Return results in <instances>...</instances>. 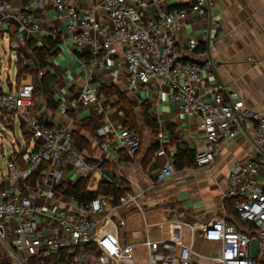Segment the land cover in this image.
I'll return each mask as SVG.
<instances>
[{"label": "built area", "instance_id": "obj_1", "mask_svg": "<svg viewBox=\"0 0 264 264\" xmlns=\"http://www.w3.org/2000/svg\"><path fill=\"white\" fill-rule=\"evenodd\" d=\"M50 1L58 16L66 20L74 49L89 50L87 62L78 60L80 69L86 74V85L73 92L67 104H58L55 112L67 120V125L57 129L41 119L42 107L35 101L32 84L25 83L0 94V125L6 134L12 133V125L17 126L18 137L22 139L19 145L25 149L19 156L22 167L15 163L17 158L11 153L6 171H0L7 182L6 187H0V264H46L66 249L83 247L93 250L87 253L80 250L58 264H121L127 249L119 245L116 233L100 232L101 221L107 210L126 206L139 208L136 197L125 193L117 205L111 207L109 197L99 196L78 206L60 192L76 182L62 180L67 167L72 169L73 179H88L93 170L85 155L73 148L71 121L67 117L80 106L88 107L96 102L98 88L90 85L93 76L96 70H110L112 58L119 52L130 93L149 91L153 85L166 86L168 101L175 105L177 112L198 118L206 146L194 154L197 168L210 165L218 148L227 146L246 125L252 126V141L258 150L250 160H235L229 164L224 193L237 219L249 226V230L239 231L223 221L213 233L217 249L212 257L201 256L193 250L195 229L192 226L191 243L187 245L145 239L148 264H156L158 258L164 264H194V259L208 264H264V191L257 181L258 171L264 176V153L259 151L264 147V113L245 108L239 94L228 91L221 83L205 90L208 100L198 95L197 84L202 73L215 69L210 57L214 38H204L203 46L197 42L186 46L187 52L204 58L201 65L184 60L176 44L186 14L204 18L213 9L212 3L209 0H96L97 8L104 10L109 22L103 25L96 20L97 8H79L82 0ZM173 1L184 4L191 1L190 8L173 7ZM2 5L3 0H0V30L14 25L22 34H27V38L8 42L15 60L30 36L42 30L29 12L8 15ZM44 35L52 39L57 37L54 31H46ZM109 128L104 122L102 131L106 134ZM24 137L29 138L28 142ZM116 138L119 147L129 156L139 149L138 137L125 128ZM173 173V164L166 162L156 180L168 179ZM58 196H64L71 208L50 209L47 201ZM110 223L114 228L124 226L121 219ZM200 232L208 234V225H203ZM252 241L256 242L254 255L250 253Z\"/></svg>", "mask_w": 264, "mask_h": 264}, {"label": "crops", "instance_id": "obj_2", "mask_svg": "<svg viewBox=\"0 0 264 264\" xmlns=\"http://www.w3.org/2000/svg\"><path fill=\"white\" fill-rule=\"evenodd\" d=\"M191 1L186 4L173 1L171 6L189 10ZM209 1L213 9L204 18L186 14L176 39L177 46L183 52V59L201 65L204 58L187 52L186 46L190 42L203 46L204 38H214L210 57L215 63V69L211 73H202L197 84L198 95L208 100L205 90L221 83L228 91L239 94L245 108L264 113V0ZM2 6L8 15H16L19 11L29 12L39 23L42 31L29 39L34 47L44 45L46 31H54L59 36L57 53L48 59V67L39 75L43 72L51 74L54 80L51 85L54 100L67 104L69 96L86 85V74L80 69L78 60H89L88 48L74 49L70 41L71 35L66 29V20L58 16L50 0H3ZM97 7L96 0H82L79 3L81 9ZM95 15L101 24H109L104 10L97 8ZM26 35V32L22 34L14 25L6 26L0 30V44L4 37L9 42L12 39L27 38ZM6 54L8 68L14 67V77L13 80L9 77L4 79V88L0 83V94L19 86L16 83V66L19 60L22 61V66L36 70L35 60L27 45L15 55V60L10 51ZM25 83L31 81L22 78L20 85ZM90 85L98 88L96 102L88 107L80 106L77 111L69 113L67 118L71 121L69 126L74 132L80 128L81 120L89 116L91 111H96L110 127L106 134L102 128L98 130L100 144L90 139V154L82 152L87 164L93 168L88 177L87 191L95 192L99 182L104 180L116 183L124 194L136 197L139 208L126 206L107 210L106 217L101 221L100 232L111 235L116 233L119 245L127 249L121 264H148L145 239L181 242L185 245L191 243L190 226L195 229L192 248L205 257L216 254L217 244L213 233L223 221L229 224L228 221H231V225L239 231L249 230V226L227 211L228 202L224 199V193L229 164L235 160H250L258 151L252 141V126L246 125L243 132L227 146H220L210 165L197 168L194 154L205 148V135L195 115L178 113L175 105L168 101L166 86L153 85L149 91L130 93L126 88L125 68L120 52L112 58L110 70H96ZM101 88L118 89L135 108L139 149L131 156L117 143V133L124 128V117L117 98L105 97L99 92ZM35 101L42 107L41 119L46 120L51 127L57 129L67 125V120L59 117L56 110L51 112L45 107L42 97ZM142 102L150 107L149 114L156 126L155 133L143 124L140 112ZM11 129V134L14 135L17 130L18 136V127L12 125ZM157 134L161 137L158 138ZM20 143L22 141L15 142L17 148L11 144L9 156L11 153L12 156H16L17 152L21 153ZM179 149L182 153L178 152ZM259 151L264 153V147ZM177 154L179 160L174 165ZM16 158L15 163L22 167L20 157ZM166 162L173 164L174 173L168 179L157 181L156 175ZM73 178L72 169L67 167L62 180L70 179L72 183L79 180ZM257 181L264 191L262 171H258ZM6 185V180L0 176V187L4 188ZM47 204L50 209L71 208L64 196L52 198ZM113 205L117 204L112 200L111 207ZM119 219L124 220V226L114 228L110 221L116 223ZM205 224L209 228L208 234L200 232ZM80 250L87 253L93 248L83 247ZM193 261L194 264H208L202 259ZM156 264L164 263L158 258Z\"/></svg>", "mask_w": 264, "mask_h": 264}, {"label": "trees", "instance_id": "obj_3", "mask_svg": "<svg viewBox=\"0 0 264 264\" xmlns=\"http://www.w3.org/2000/svg\"><path fill=\"white\" fill-rule=\"evenodd\" d=\"M59 41L60 38L57 35L55 39H52L50 37L44 38V45L42 47H34L32 40H29L26 43L27 48L30 50L35 60L37 73L42 72L48 67V59L52 58L57 53L58 51L57 47ZM21 63H22L21 60L17 62L16 77H19L20 75L29 72L28 67L22 66ZM53 82H54L53 77L48 72H43L39 76L38 81L33 82L34 90H35L34 98L38 99L39 97H42V101L45 104V107L51 112L56 110L59 104V102L55 101L53 98V92L51 89V85L53 84ZM99 92L103 94L105 97L114 96L117 98L118 106L120 107L124 117V122H123L124 128L129 130L134 135H138L139 132L137 128V119L135 117V108L133 107L131 101H129V99L116 88H101ZM149 109H150L149 105L146 102H142L140 106L141 118L144 126L149 128L152 133H155L156 126L152 118L150 117ZM2 114L5 115V113ZM80 123H81L80 128L71 133L72 145L76 152L78 153L88 152L90 154L91 152L90 139L95 140L98 144L101 143V139L99 138L97 132L104 125V120L101 114H97L96 111H91L89 116L81 120ZM24 139L26 142H28L29 140L28 137H24ZM22 152H24V149H22L21 153L17 152L16 156L19 157L20 154H22ZM178 152L182 153V150L179 149ZM175 157L176 158L174 165H176V162L179 160L178 154ZM36 177L37 176H35V179L38 178ZM87 183H88V179L81 178L77 180L74 185H71L66 190L60 192L63 195L72 198L78 206L86 205L94 201L99 196L109 197L113 200L115 204H117L119 198L124 194L122 192V189L114 182L101 180L95 192L87 191ZM226 208L231 215H234V217L237 218L231 202H228V206ZM228 222L232 224L231 221ZM79 251H80L79 249L77 250L66 249L65 251H63V253H60L59 257L54 256L51 259L47 260L46 264H58L59 262H62L64 258L70 257L72 254L78 253Z\"/></svg>", "mask_w": 264, "mask_h": 264}, {"label": "rangeland", "instance_id": "obj_4", "mask_svg": "<svg viewBox=\"0 0 264 264\" xmlns=\"http://www.w3.org/2000/svg\"><path fill=\"white\" fill-rule=\"evenodd\" d=\"M6 37H4L3 42L0 44V83L2 84V88H4V79L6 77H9L10 80H13L14 77V67L11 66L10 68H8L7 66V52H9L8 49V40L6 43ZM3 50V52H2ZM10 55H8L9 57ZM29 72L24 73L22 75H20L19 77L16 78V83L17 85H20L22 83V78H24V80L30 82L31 84L35 81L37 82L39 79V73H37V71L35 69H30V67L28 68ZM31 71V72H30ZM27 75V76H26ZM27 77V78H26ZM34 86V83L32 84ZM88 114V113H87ZM21 142L22 139L19 138L17 136V130L15 131L14 135L9 133L6 134V132L3 130L2 126L0 125V171L2 173H4L6 171V162L8 159V156L10 154V146L11 144L13 146H17L14 145L15 142ZM17 148V147H16ZM245 228V226H244Z\"/></svg>", "mask_w": 264, "mask_h": 264}, {"label": "water", "instance_id": "obj_5", "mask_svg": "<svg viewBox=\"0 0 264 264\" xmlns=\"http://www.w3.org/2000/svg\"><path fill=\"white\" fill-rule=\"evenodd\" d=\"M255 250H256V242L252 241L250 243V253H251V255H254Z\"/></svg>", "mask_w": 264, "mask_h": 264}, {"label": "bare ground", "instance_id": "obj_6", "mask_svg": "<svg viewBox=\"0 0 264 264\" xmlns=\"http://www.w3.org/2000/svg\"><path fill=\"white\" fill-rule=\"evenodd\" d=\"M29 84H31V83H29Z\"/></svg>", "mask_w": 264, "mask_h": 264}]
</instances>
